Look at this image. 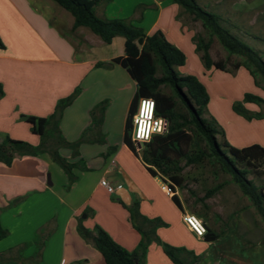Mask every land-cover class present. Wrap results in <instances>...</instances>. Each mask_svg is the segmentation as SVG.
<instances>
[{
	"label": "crops",
	"instance_id": "0c3cea01",
	"mask_svg": "<svg viewBox=\"0 0 264 264\" xmlns=\"http://www.w3.org/2000/svg\"><path fill=\"white\" fill-rule=\"evenodd\" d=\"M52 2L0 0V38L4 44L0 48V142L9 138L39 146L40 136L32 131L30 120L49 118L59 101L77 92L59 125L62 139L71 144L81 141L76 149L62 146L59 150L74 165L76 182L70 186L68 175L48 153L15 155L10 166L0 160V224L7 231L0 241V264H105L93 239L96 227L134 252L141 236L127 208L138 204L142 216L160 220L162 227L172 196L162 190L160 180L124 142L137 92L136 82L113 62L124 56L125 39L117 37L106 44L87 28L73 31L74 18ZM95 12L100 18L131 21L147 35L162 31L184 52L186 64L195 52V33L174 0H112L96 7ZM69 31L75 39L66 34ZM186 64L185 75L197 77L210 96L201 74L190 72ZM245 70L241 67L237 76L246 74ZM102 104L104 110L92 114ZM249 104L246 108L254 111ZM217 112L214 115L218 116ZM224 117L230 145L264 147V119L248 121L230 111H225ZM102 180L114 187L122 185V189L110 194ZM176 195L179 197L178 192ZM102 211L105 217L100 215ZM80 226L90 231L89 238L81 236ZM154 246L152 242L145 264H150L151 255L157 252Z\"/></svg>",
	"mask_w": 264,
	"mask_h": 264
},
{
	"label": "trees",
	"instance_id": "16d2710c",
	"mask_svg": "<svg viewBox=\"0 0 264 264\" xmlns=\"http://www.w3.org/2000/svg\"><path fill=\"white\" fill-rule=\"evenodd\" d=\"M74 18L73 31L84 27L98 36L106 44H111L117 37L125 39L124 56L113 62L123 67L137 84L129 116L125 126L124 142L129 149L140 158L148 172L160 180L169 178L175 186L181 187L179 174L182 171L180 159L186 160V165L199 164L209 160L225 174L232 177L244 195L254 204L264 221V184L257 185L251 175L259 177L258 168L264 166V147L255 144L245 148H236L230 145L217 120L205 117L210 102L209 93L205 85L193 75L180 76L176 68L186 64V55L165 36L162 31L147 35L144 30L131 21L123 19L100 18L95 9L99 5L109 4L112 0H53ZM183 9L193 22H200L210 37H216L229 56H239L244 60L235 65V69L245 68L259 85L258 77L264 82V60L261 56L243 42L238 36L222 26L220 15L208 12L201 7L197 0H174ZM140 41H142L140 43ZM193 42L196 51L200 54L206 69L215 68L227 72L224 61H213L210 55L211 43L203 37L194 35ZM0 48L4 44L0 38ZM162 88H170L172 94L166 95ZM77 92L72 96L59 101L55 112L47 119L30 120L32 131L40 136L39 146H32L27 142L14 141L9 138L0 142V160L10 166L15 155L38 156L48 153L60 165L69 177L70 186L76 182L73 175L74 165L62 157L59 150L62 146L77 148L81 141L68 143L61 137L60 121L63 111L74 100ZM3 91L0 87V97ZM142 98H152L156 103V115L169 120V131L164 136H155L140 147V151L133 144L131 132L133 116L139 101ZM253 103L259 107L264 105V99L253 94H246L243 103L233 106V110L248 121L263 119L264 115L251 112L246 104ZM96 110H104V104ZM97 122V120H96ZM100 123H97L99 126ZM205 144L197 151H188L193 137ZM223 137L221 141L219 137ZM260 174V175H259ZM162 176V178H161ZM173 202L183 210L179 197L174 194ZM133 227L140 234L141 240L134 252H129L100 227H96L93 237L97 250L102 254L105 264H145L147 250L152 240L160 243L165 255L172 264H197L194 253L185 248H175L162 243L157 236V229L163 223L160 220H150L139 212L138 204L127 208ZM207 229V228H206ZM79 233L84 238L91 236L83 226ZM7 236V231L0 224V241ZM215 235L207 229L206 242H214ZM189 256L190 261L182 258Z\"/></svg>",
	"mask_w": 264,
	"mask_h": 264
},
{
	"label": "rangeland",
	"instance_id": "374dc122",
	"mask_svg": "<svg viewBox=\"0 0 264 264\" xmlns=\"http://www.w3.org/2000/svg\"><path fill=\"white\" fill-rule=\"evenodd\" d=\"M197 1L208 12L220 15L223 19L222 26L238 36L264 60V0ZM52 3L72 19L67 11L55 2ZM143 8L140 9L143 10ZM182 18L194 31V35L201 36L206 41L210 40V55L213 61L226 63L227 72L217 69L211 72L210 69L204 67L200 54L195 48L193 55L189 53L190 61L186 64L189 65L190 72L201 74L199 75L201 80L210 90L211 103L207 106L208 113L205 117L215 118L224 132L225 111L241 116L233 110V106L243 103L246 94H253L264 99V82L259 76L257 79L259 85H257L255 79L246 70V74L242 72L243 74L237 76L238 70L235 69V65L242 63L244 59L236 55L229 56L218 39L210 37L202 24L193 22L185 12H183ZM86 31L93 35L89 29ZM66 34L76 38L72 35V31ZM197 62L200 63V67L197 66ZM176 71L180 76H184L186 73L184 67L176 68ZM162 92L166 95L172 94L170 88H162ZM251 105L255 108L251 112L264 115V105L259 107L251 103L247 106L251 107ZM220 111L222 112L220 113ZM216 112L218 116L214 115ZM219 139L222 141L223 137L220 136ZM225 140H227L226 137ZM198 146L205 148L202 140L199 141V138L194 136L187 150L196 152ZM135 158L140 160L136 155ZM180 167L182 168L179 174L181 187L175 186L167 177L162 178L161 176V180L158 178L161 185L165 183L178 192L180 202L184 207L181 211L172 200L168 203L163 215L166 225L157 229L159 232L157 236L162 243L193 252L197 257V264H264L263 218L251 200L232 180V177L221 171L219 167L212 165L209 160L199 164L186 165V160L180 159ZM257 171L262 174H259V177L251 175L250 179H254L257 185L264 184V166L258 168ZM87 212L90 211L87 210ZM183 213L196 215L215 235L214 243L190 236L184 228ZM100 215L106 216L104 211ZM81 216L84 217L85 214ZM163 239L167 242H164ZM152 242L155 243L154 247H157L158 250L151 255L150 264H164L163 261L171 264L162 245L153 240ZM75 251L77 252V249ZM182 258L187 261L192 259L189 256ZM23 264H36V262L25 261Z\"/></svg>",
	"mask_w": 264,
	"mask_h": 264
},
{
	"label": "built area",
	"instance_id": "2783aa9c",
	"mask_svg": "<svg viewBox=\"0 0 264 264\" xmlns=\"http://www.w3.org/2000/svg\"><path fill=\"white\" fill-rule=\"evenodd\" d=\"M170 127L169 120L156 115V103L152 98H142L139 101L137 111L133 116V126L131 132V139L133 144L140 151V145L149 143L155 136H164L168 133ZM101 185L108 193L114 194L116 191L122 189V185L116 187L109 184L106 180L101 181ZM162 190L173 196L176 191L172 187L163 183ZM183 222L185 226L199 239H205L207 229L204 223L193 214H184ZM64 264V261L62 262Z\"/></svg>",
	"mask_w": 264,
	"mask_h": 264
},
{
	"label": "water",
	"instance_id": "95a60500",
	"mask_svg": "<svg viewBox=\"0 0 264 264\" xmlns=\"http://www.w3.org/2000/svg\"><path fill=\"white\" fill-rule=\"evenodd\" d=\"M142 41H140V43H141ZM139 147H141V145L139 146Z\"/></svg>",
	"mask_w": 264,
	"mask_h": 264
}]
</instances>
